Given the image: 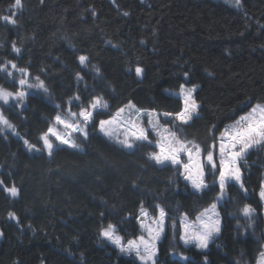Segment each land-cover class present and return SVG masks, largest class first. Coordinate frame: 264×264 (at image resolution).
I'll return each instance as SVG.
<instances>
[{"label": "trees", "instance_id": "16d2710c", "mask_svg": "<svg viewBox=\"0 0 264 264\" xmlns=\"http://www.w3.org/2000/svg\"><path fill=\"white\" fill-rule=\"evenodd\" d=\"M11 0H0V15ZM17 25L0 21V61L11 60L39 76L49 95L30 96L26 107L10 102L0 111L15 132H0V180L20 191L10 197L0 187V264H139L108 243L100 231L109 223L124 238L137 237L141 202L165 208L168 219L160 242V264H255L264 242V149L249 151L242 163L246 192L231 184L220 206L222 228L207 250L183 246L172 228L182 214L194 217L213 202L209 188L197 192L177 168L148 160L153 149L128 152L89 128L83 151L58 150L51 158L29 152L38 144L61 104L77 91L82 99L102 94L113 112L131 100L141 108L179 110L170 95L180 84L196 86L198 117L188 138L207 148L224 126L264 103V0H23ZM127 13V15H125ZM21 49L13 53L12 43ZM80 55L89 60L85 65ZM144 69L137 77L135 68ZM100 70L97 76L95 69ZM131 69V71H129ZM188 77H184V73ZM83 76L77 82L76 74ZM2 76V74H0ZM19 74H17V77ZM0 85L15 88L7 78ZM87 85V91H85ZM78 109L73 107V111ZM106 115L97 116L99 120ZM255 209L251 221L239 209ZM18 219H10L9 212ZM250 225V226H249ZM188 261L169 255L170 245Z\"/></svg>", "mask_w": 264, "mask_h": 264}, {"label": "snow or ice", "instance_id": "6c2138e0", "mask_svg": "<svg viewBox=\"0 0 264 264\" xmlns=\"http://www.w3.org/2000/svg\"><path fill=\"white\" fill-rule=\"evenodd\" d=\"M231 2L236 7L241 6V0ZM23 8V0H11L9 14L0 15V21L17 25L16 17ZM11 49L16 54L21 52L15 42L12 43ZM88 60L86 55L78 57L81 65H85ZM143 71L142 67L137 66L136 76H142ZM95 72L99 76L98 68ZM0 74V78H7L15 88V91H12L0 85V102L3 105H9L11 102L23 110L28 97L49 95V89L43 79L39 76L32 78L27 68L19 67L11 60L0 61ZM184 77H188L187 72ZM76 79L79 83L83 81V76L77 73ZM84 90H88L87 85ZM195 92V85L187 87L180 84L178 91L170 93L179 101V110L175 112L141 108L131 100L116 108L114 112H109L110 104L102 94L93 91L85 101L77 91L63 105H54L55 115L48 122L46 131L39 136V146L28 140H24V144L29 152L45 153L49 158L58 150L83 151L81 143L77 140L87 141L89 128H95L103 138L125 151L134 152L138 146H149L153 150L148 153V160L161 167L177 168L179 175L190 182L197 192L209 188L205 177L210 171L214 176L211 187L216 190L213 202L199 213L194 222L189 223L185 215L179 221V230H176L175 222L172 224L174 238L178 235L183 246H195L203 251L208 249L209 242L221 231V214L218 208L226 200L228 187L237 184L241 190L247 191L241 165L246 163L250 150L264 149V103L252 106L248 113L231 125L225 126L219 135H216L217 130L213 126L210 131L212 143L205 149L195 140L189 139L185 131L199 114L200 104ZM73 107L78 110L73 111ZM101 115H106L107 118L97 120L96 117ZM5 129L15 132L14 125L4 112L0 111V132ZM0 187L12 198L19 195L20 190L14 184L4 186L3 180H0ZM259 195L261 200H264V183L261 184ZM238 211L244 219L251 221L255 209L245 204ZM8 216L10 219H18L11 211ZM167 219L168 214L161 205L156 204L149 211L141 202L137 216L141 235L125 241L118 234L117 226L112 223L103 227L100 235L115 245L121 253L134 256L139 264H160L159 245L167 227ZM175 248V244L170 245L169 255L177 256L180 261L189 260L188 256L183 252H176ZM204 264H208L207 255H204ZM257 264H264V252L260 253Z\"/></svg>", "mask_w": 264, "mask_h": 264}, {"label": "rangeland", "instance_id": "374dc122", "mask_svg": "<svg viewBox=\"0 0 264 264\" xmlns=\"http://www.w3.org/2000/svg\"><path fill=\"white\" fill-rule=\"evenodd\" d=\"M187 87H191V86H187ZM257 104V103H256ZM255 105V104H254ZM254 105H252V106H254ZM251 106V107H252ZM251 107H250V109H251ZM250 109L247 111V112H245V113H242V114H240L235 120H237L239 117H241V116H243V115H245L246 113H248L249 111H250ZM114 112V111H113ZM102 118H107V117H101L100 119H102ZM234 120V121H235ZM234 121H232V122H229L228 124H226L225 126H229V125H231ZM225 126H224V128H225ZM223 128V129H224ZM223 131V130H222ZM98 132V131H97ZM77 142L79 143V139L77 140ZM251 151V150H250ZM241 168H242V166H241ZM243 174H244V172H243V169H242V178H243ZM206 178V177H205ZM188 182V181H187ZM189 184H190V182H188ZM262 183H264V177H263V181H262ZM239 186V185H238ZM190 187L192 188V189H194L192 186H191V184H190ZM195 190V189H194ZM228 198V193H227V191H226V199ZM226 201V200H225ZM263 201V208H264V200H262ZM225 203V202H224ZM223 203V204H224ZM222 204V205H223ZM209 206V205H208ZM207 206V207H208ZM207 207H205V208H207ZM205 208H203V209H205ZM203 209L202 210H200L194 217H189V216H187L186 214H182L181 216H180V219L183 217V216H187V218H188V221H189V223H191V222H194L195 220H196V217L199 215V213L201 212V211H203ZM218 211L220 212V207L218 208ZM263 211H264V209H263ZM220 214H221V212H220ZM263 218H264V214H263ZM223 220H222V217H221V228H222V225H223V222H222ZM117 229H118V227H117ZM118 234L120 235V236H122L123 237V235L122 234H120L119 232H118ZM219 235V233L218 234H216L215 236H214V238H213V240L217 237ZM138 237V236H137ZM124 238V237H123ZM136 237H130V238H124V240L125 241H127L128 239H135ZM105 239V238H104ZM106 240V239H105ZM212 240V241H213ZM107 241V240H106ZM212 241H210L209 242V244L212 242ZM108 243H110V244H112L111 242H109V241H107ZM182 243V242H181ZM113 245V244H112ZM115 246V245H114ZM116 247V246H115ZM209 247V246H208ZM117 248V247H116ZM119 250V249H118ZM207 250V249H206ZM261 252H264V242H263V244H262V249H261V251H260V253ZM121 253V252H120ZM260 253H259V255H260ZM121 254H123V255H125V256H129V255H126V254H124V253H121ZM259 255H258V257H257V260H256V263L255 264H257V261H258V259H259ZM130 257H133L134 259H135V257L134 256H130Z\"/></svg>", "mask_w": 264, "mask_h": 264}]
</instances>
